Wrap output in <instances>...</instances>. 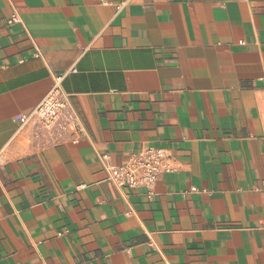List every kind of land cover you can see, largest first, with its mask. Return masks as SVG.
I'll list each match as a JSON object with an SVG mask.
<instances>
[{"label": "crops", "instance_id": "1", "mask_svg": "<svg viewBox=\"0 0 264 264\" xmlns=\"http://www.w3.org/2000/svg\"><path fill=\"white\" fill-rule=\"evenodd\" d=\"M0 264H264V0H0Z\"/></svg>", "mask_w": 264, "mask_h": 264}, {"label": "built area", "instance_id": "2", "mask_svg": "<svg viewBox=\"0 0 264 264\" xmlns=\"http://www.w3.org/2000/svg\"><path fill=\"white\" fill-rule=\"evenodd\" d=\"M19 17L12 14L8 23L19 22ZM62 75H55L54 83L34 109L18 118L19 127L31 126L42 133L54 131L62 118L65 109V99L60 88ZM70 123V122H69ZM107 171V180L119 187H147L155 183L161 173H171L176 170L171 155L164 148L145 146L130 154L119 165H112L106 155L101 156ZM191 190H195L192 188Z\"/></svg>", "mask_w": 264, "mask_h": 264}]
</instances>
